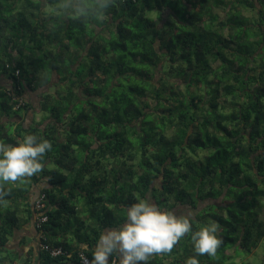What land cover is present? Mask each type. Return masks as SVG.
Segmentation results:
<instances>
[{
  "label": "trees",
  "instance_id": "obj_1",
  "mask_svg": "<svg viewBox=\"0 0 264 264\" xmlns=\"http://www.w3.org/2000/svg\"><path fill=\"white\" fill-rule=\"evenodd\" d=\"M26 135L52 148L0 182V264L92 260L148 194L211 199L191 223L221 243L197 256L188 233L147 264H264V0H0V143ZM25 228L35 246L8 248Z\"/></svg>",
  "mask_w": 264,
  "mask_h": 264
},
{
  "label": "clouds",
  "instance_id": "obj_2",
  "mask_svg": "<svg viewBox=\"0 0 264 264\" xmlns=\"http://www.w3.org/2000/svg\"><path fill=\"white\" fill-rule=\"evenodd\" d=\"M51 148L48 141L35 135H26L14 145L0 143V182H15L40 173L44 154ZM192 215L178 217L141 199L127 208L126 222L120 228L100 236L91 264H109L113 253L119 254L121 264H147L153 254L170 252L188 233L197 256L214 255L221 243L217 224L208 223L193 231ZM186 264H198V260L190 257Z\"/></svg>",
  "mask_w": 264,
  "mask_h": 264
},
{
  "label": "rangeland",
  "instance_id": "obj_3",
  "mask_svg": "<svg viewBox=\"0 0 264 264\" xmlns=\"http://www.w3.org/2000/svg\"><path fill=\"white\" fill-rule=\"evenodd\" d=\"M215 11L218 13V14H220L221 16L222 15H224V13H223V9L222 8H220V7H216L215 8ZM151 15H153L152 13H150ZM161 22V21H160ZM160 75V74H159ZM169 75V74H168ZM1 83H3V84H6L7 83V80L6 79H4V80H2L1 81ZM39 92H40V90H38L37 92H31V91H29L28 92V94L26 95L30 100H31V102H33L34 104H35V106H38L39 104V102H40V98H39ZM27 115V122H26V124L28 125L29 124V122L34 118V117H36L37 119H40L39 117L40 116H37L36 114H34V112L32 111V112H30V113H28V114H26ZM34 116V117H33ZM149 195V202H151V203H154L155 205H156V203H155V201H154V199H152V197H151V195L150 194H148ZM210 201H212L211 199H209V200H205V201H202L201 203H200V205H199V207L198 208H196V209H194V208H192L191 206H188V205H180V204H178V205H176L170 212H172V213H174L175 215H177L178 217L179 216H182V215H186V214H188V213H192L193 215H192V217L193 216H195V214L203 207V206H205L207 203H209ZM160 209H162V210H164L165 211V206L164 205H160ZM263 216V215H262ZM74 220V219H73ZM123 225V224H122ZM122 225H120L119 227H115V228H112V229H118V228H120ZM109 230V229H108ZM108 230H106V231H108ZM21 232L24 234V235H26L25 236V238H26V241L28 242V243H26L25 245H22V246H20V247H18L17 245H18V242L20 241V239H21ZM31 233V231H29V230H26V228L22 231V230H20V231H18V233H17V235L14 237V239L9 243V246H8V248H15V249H19L20 251H21V253H23L24 252V250L25 249H28L29 248V246H30V242H31V240H32V235L30 234ZM263 248L264 247H262L261 245L258 247V249L255 251V253H252L251 255H248L247 257H246V259L249 261V259L252 261V259L254 258V260L253 261H256V263L258 262L257 261V256L259 255V257H261V258H264V250H263ZM23 250V251H22ZM3 254H5V252L4 251H0V255H3ZM27 255H29V254H25V256H21L20 258L21 259H26V256Z\"/></svg>",
  "mask_w": 264,
  "mask_h": 264
},
{
  "label": "built area",
  "instance_id": "obj_4",
  "mask_svg": "<svg viewBox=\"0 0 264 264\" xmlns=\"http://www.w3.org/2000/svg\"><path fill=\"white\" fill-rule=\"evenodd\" d=\"M37 205L40 207V206H43L44 204L43 203H38L37 202ZM37 206V207H38ZM42 220H46V216H43L42 217ZM45 248H49L50 251H51V254L53 256H58L60 254H64L66 251L62 248V247H49L47 244L43 243L42 244ZM79 257H80V260H81V263L82 264H91V259L83 252V251H79Z\"/></svg>",
  "mask_w": 264,
  "mask_h": 264
},
{
  "label": "water",
  "instance_id": "obj_5",
  "mask_svg": "<svg viewBox=\"0 0 264 264\" xmlns=\"http://www.w3.org/2000/svg\"><path fill=\"white\" fill-rule=\"evenodd\" d=\"M50 264H82V263L76 261H63V262H55Z\"/></svg>",
  "mask_w": 264,
  "mask_h": 264
},
{
  "label": "flooded vegetation",
  "instance_id": "obj_6",
  "mask_svg": "<svg viewBox=\"0 0 264 264\" xmlns=\"http://www.w3.org/2000/svg\"><path fill=\"white\" fill-rule=\"evenodd\" d=\"M30 234L33 235V232H31ZM36 237H37L36 235L32 236V241H31L30 245L35 246V242L37 241V240H36ZM36 245H38V244H36ZM29 249H30V246H29ZM27 250H28V249H25V250H24V253H26Z\"/></svg>",
  "mask_w": 264,
  "mask_h": 264
}]
</instances>
